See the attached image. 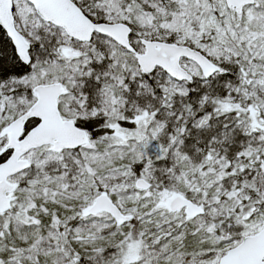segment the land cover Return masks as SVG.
<instances>
[{
	"label": "snow or ice",
	"instance_id": "snow-or-ice-1",
	"mask_svg": "<svg viewBox=\"0 0 264 264\" xmlns=\"http://www.w3.org/2000/svg\"><path fill=\"white\" fill-rule=\"evenodd\" d=\"M0 264H264V0H0Z\"/></svg>",
	"mask_w": 264,
	"mask_h": 264
}]
</instances>
